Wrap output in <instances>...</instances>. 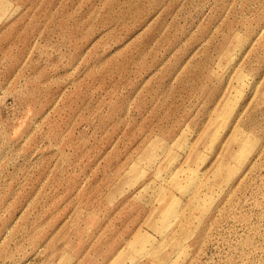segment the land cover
Masks as SVG:
<instances>
[{"label":"rangeland","instance_id":"rangeland-1","mask_svg":"<svg viewBox=\"0 0 264 264\" xmlns=\"http://www.w3.org/2000/svg\"><path fill=\"white\" fill-rule=\"evenodd\" d=\"M0 264H264V0H0Z\"/></svg>","mask_w":264,"mask_h":264},{"label":"crops","instance_id":"crops-1","mask_svg":"<svg viewBox=\"0 0 264 264\" xmlns=\"http://www.w3.org/2000/svg\"><path fill=\"white\" fill-rule=\"evenodd\" d=\"M138 235H139V234H138ZM138 235H136V236L134 237V239H135ZM134 239H133L132 241H134Z\"/></svg>","mask_w":264,"mask_h":264},{"label":"bare ground","instance_id":"bare-ground-1","mask_svg":"<svg viewBox=\"0 0 264 264\" xmlns=\"http://www.w3.org/2000/svg\"><path fill=\"white\" fill-rule=\"evenodd\" d=\"M136 241H138V238L136 239Z\"/></svg>","mask_w":264,"mask_h":264}]
</instances>
